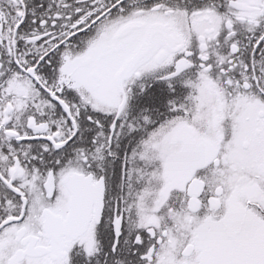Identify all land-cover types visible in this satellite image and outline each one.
Returning a JSON list of instances; mask_svg holds the SVG:
<instances>
[{"label": "snow or ice", "instance_id": "snow-or-ice-1", "mask_svg": "<svg viewBox=\"0 0 264 264\" xmlns=\"http://www.w3.org/2000/svg\"><path fill=\"white\" fill-rule=\"evenodd\" d=\"M0 264H264V0H0Z\"/></svg>", "mask_w": 264, "mask_h": 264}]
</instances>
